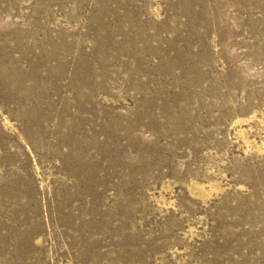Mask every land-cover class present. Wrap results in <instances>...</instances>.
Masks as SVG:
<instances>
[{
  "label": "rangeland",
  "instance_id": "obj_1",
  "mask_svg": "<svg viewBox=\"0 0 264 264\" xmlns=\"http://www.w3.org/2000/svg\"><path fill=\"white\" fill-rule=\"evenodd\" d=\"M0 264H264V0H0Z\"/></svg>",
  "mask_w": 264,
  "mask_h": 264
},
{
  "label": "bare ground",
  "instance_id": "obj_2",
  "mask_svg": "<svg viewBox=\"0 0 264 264\" xmlns=\"http://www.w3.org/2000/svg\"><path fill=\"white\" fill-rule=\"evenodd\" d=\"M263 148V147H262ZM196 185H197V187L200 189V192L201 193H206L207 192V190L204 188V186L202 185V184H200V183H196ZM207 194V193H206Z\"/></svg>",
  "mask_w": 264,
  "mask_h": 264
}]
</instances>
